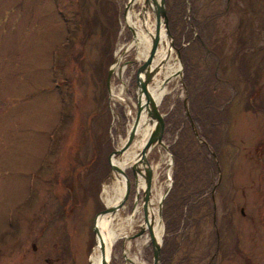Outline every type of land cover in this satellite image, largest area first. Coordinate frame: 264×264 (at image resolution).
<instances>
[{
	"label": "rangeland",
	"instance_id": "1",
	"mask_svg": "<svg viewBox=\"0 0 264 264\" xmlns=\"http://www.w3.org/2000/svg\"><path fill=\"white\" fill-rule=\"evenodd\" d=\"M105 1L0 0V264H90L95 247L91 226L105 205L103 188L109 179L106 155L125 137L130 123L125 103L135 104L134 82L142 65L123 27L126 0H109L115 4L118 26L111 51L101 52L97 19L102 21L100 5ZM139 3L132 5L133 13ZM105 7L107 16L111 7ZM165 8L173 47L180 51L178 59L171 48L172 58L180 68L157 103L165 148L152 146L146 159L152 168L154 220L159 198L167 187L170 192L160 210L166 261L175 264L186 257L189 241L181 243L186 223H196L202 201L210 209L208 196L215 185L213 193H220L218 200L213 194L217 217L225 208L231 210L239 233L246 228L248 260L264 264V0H165ZM146 16L150 23L159 17L151 9ZM197 32L202 46L194 39ZM206 79L216 107L191 106L203 118L193 124L199 143L192 129L194 139L186 134L190 123L185 110L190 117L188 102L203 103ZM140 133L132 136L130 151ZM99 144L103 167L96 170L100 180L92 196L83 190L93 147ZM124 174L128 196L109 225L116 232L123 226H134V231L115 239L108 264H151L146 231L128 237L143 222V179L137 175L134 180L128 167ZM69 180L78 190L66 185ZM69 191L75 198L69 199ZM248 197L254 207L249 203L242 218L238 205ZM197 230L202 234L198 242H210L209 216ZM198 248L193 242L189 255L196 259L193 251ZM229 259L230 264H244L241 257Z\"/></svg>",
	"mask_w": 264,
	"mask_h": 264
},
{
	"label": "water",
	"instance_id": "2",
	"mask_svg": "<svg viewBox=\"0 0 264 264\" xmlns=\"http://www.w3.org/2000/svg\"><path fill=\"white\" fill-rule=\"evenodd\" d=\"M134 0H126V3L122 9V18L124 21V25L128 28V31L131 35V40H134L135 38V31L133 30L132 26L127 24L125 21L126 12L127 9L132 6V2ZM155 0H143L141 3H139V9L137 13L140 14V16L146 15V12L148 9H151L154 14H158L159 17L157 19L159 20V23L161 25L160 29L156 30L157 32L152 34L150 32L147 33L146 38L148 40V47L144 56V59L142 60L141 68L135 78L134 82V99H135V111H134V119L131 121V124L129 126V129H127L124 139L122 140L121 145L119 147L115 148L114 151L111 153V155L108 157V165H109V172L108 175H110L111 171H117L119 174L123 175V192L120 198L111 206L104 205V208L100 210L92 223L91 230L94 237V245L97 244L96 238H97V219L105 214H112L117 209H119L123 203L125 202L127 196H128V189H129V183L128 180L124 174L123 169L117 168L113 161L114 158L120 155V153L124 150V148L128 145L130 142L132 136L137 132V129L140 126V122L142 117L144 118V121H147L148 123H153L152 129L150 132V135L148 136L147 140L145 141L143 147L139 151V156L134 160L133 164L130 167L131 173L134 176V180L137 179V175L141 176L144 182V189H142V195H141V209H142V218L144 226L139 225L137 231L129 235V238L137 237L141 234H143L145 231L148 233L149 238V244L151 249V264H160V247H161V241L157 242L154 233H153V217L150 215L148 216V207L151 205L149 195H150V182H151V166L149 165L146 155L148 150L154 146V145H160L163 148H165V145H163L161 137L162 132L164 128V121L161 113L159 112L157 108V104L153 103L149 97V91H148V84L151 81L153 75L157 71V68L161 64V61L158 62V65L151 66V61L154 57L155 50L157 47V38L159 36V31L162 28V31L165 34V37L168 39V45H167V52L166 57L168 56L169 52H171V48L174 49L176 53V57L179 59V50L177 48L173 47L172 38L168 31L167 26V18L165 13V2L164 0H158L157 5H155ZM137 3V2H136ZM142 19V18H141ZM142 25L143 28L139 30L141 31L146 30L145 27L147 26L144 24V21L142 19ZM156 28V26H155ZM157 29V28H156ZM144 32V31H143ZM142 34V33H141ZM142 36H144L142 34ZM149 38V39H148ZM111 67L108 68L106 73V89L109 90V78L111 75ZM183 107L185 109V102L183 101ZM185 115L188 118L190 125L192 127L193 133L197 138V133L195 131V128L193 126V123L189 117V114L187 110H185ZM213 155V154H212ZM113 157V159L111 158ZM139 165H141L142 170L139 169ZM171 183V182H170ZM170 185V184H169ZM169 187L166 188V190L162 193V196L158 200L157 204V215L160 220V209L161 204L164 196L166 195ZM93 245V246H94ZM99 252H100V264H108L110 259V248L108 251L105 249V243L99 242Z\"/></svg>",
	"mask_w": 264,
	"mask_h": 264
},
{
	"label": "bare ground",
	"instance_id": "3",
	"mask_svg": "<svg viewBox=\"0 0 264 264\" xmlns=\"http://www.w3.org/2000/svg\"><path fill=\"white\" fill-rule=\"evenodd\" d=\"M138 0H134L132 5H134ZM140 3L143 0H139ZM158 0H155V5H157ZM154 13V12H153ZM149 16V15H148ZM148 16L143 15L140 16L139 13H133L132 11V6H130L127 9L126 12V17L125 21L127 24L131 25L133 30L135 31V38L133 41L129 43V46L132 44L135 47L136 53H137V58L139 60L144 59L147 47H148V40L146 38V35L148 32L154 34L157 32L158 35V29H160L161 25L159 23V20L156 18L155 23L154 22H149ZM132 17H135V19L132 21ZM144 21V24L147 26L145 27L146 30L139 32L141 27L143 28L142 25V19ZM156 26V28H155ZM154 32V33H153ZM149 39V38H148ZM167 45H168V39L165 37L164 32L161 30L159 31V36L157 38V47L155 50L154 57L152 59L151 66L154 67V65H158L161 61V64L157 68V71L153 75L151 81L148 84V91H149V97L153 103H158L163 95L166 93V86L165 83L167 81H170L174 79L177 74L178 70L180 68V65L177 60L172 58V53L169 52L168 56L166 57V52H167ZM174 56V55H173ZM118 99L123 100L121 97L117 96ZM124 101V100H123ZM126 104V103H125ZM127 106V112H128V119H130V123L128 124V128L131 124V121L134 119V115L132 114L133 110L129 109L128 105ZM144 118L142 117L141 119V124L139 128L137 129L136 134H139L140 130V138L139 142L132 148L128 149V145L124 148V150L120 153L119 156H117L114 160V165L119 168L123 169L125 173V169L128 167V169L131 167L133 164L134 160L139 156V151L143 147L145 141L147 140L148 136L150 135L152 125L153 123H148L147 121L143 120ZM149 125V126H148ZM122 143V142H121ZM129 144V143H128ZM121 145V144H120ZM108 182L107 184L104 185L103 188V202L104 204L108 207L114 204L122 195L123 192V175L119 174L117 171H111L110 175L108 176ZM109 187V190L107 188ZM140 187L144 189V182L142 181L140 183ZM110 191V192H109ZM159 196H161V192L159 191L157 193ZM138 211V209L136 210ZM118 211H115L114 213L110 214H105L97 219V244H95L94 250L91 253L90 256V264H100V252H99V242H104L105 243V249L108 251L112 243L115 241V239L120 236L124 235L126 232H132L134 231V226H129V229L125 228H120L119 232L113 231L109 225V219L112 217L114 214H116ZM157 214V213H156ZM154 215V211L151 210V206L148 207V216ZM156 220H154L153 217V233L154 237L157 242L161 241L162 238V224L161 221L159 220L158 215L156 216ZM134 218V213L131 215L130 219H126V224L129 221H132ZM141 226H144V223L142 222L140 224ZM128 232V233H129ZM136 260V259H135Z\"/></svg>",
	"mask_w": 264,
	"mask_h": 264
},
{
	"label": "flooded vegetation",
	"instance_id": "4",
	"mask_svg": "<svg viewBox=\"0 0 264 264\" xmlns=\"http://www.w3.org/2000/svg\"><path fill=\"white\" fill-rule=\"evenodd\" d=\"M213 194L217 195V200L220 197V193L209 194L208 197L210 201V209L208 203L202 201L201 203H203V212H201L197 217L196 223H193L192 219H189L188 223H186L185 232L183 234L181 243L189 241L187 244L190 246L187 248V250H183L186 254V257L182 258L181 264H230L229 258L233 256L241 257L244 261V264H251V260H248L250 255H247V251H245L243 246L246 244L245 241H248V239H246L247 235L245 234V226H243V233L240 234L239 227H235V223H233L231 220L232 216L228 213L231 210H227L226 208L224 210L225 212L220 215V217H217L216 201L214 200ZM233 198L234 197L230 196L232 202ZM248 199L249 197L247 199L243 198L241 203L238 205V215L242 218H246L245 216L247 213L245 212L244 208H248L249 203H251L252 207H254L252 204V199ZM197 209H199V207H197ZM207 216L210 217L211 236L207 230V235L210 239V242L206 239L205 243L202 241L198 242V239L202 238V234L200 233L201 231L197 230V225L198 223L204 221ZM193 242L195 245L197 244L199 247H201L198 248L200 251H193L194 253H198L196 259L189 255V252L192 251L191 246ZM31 247L33 250L36 249L33 243L31 244ZM247 248H250V243L248 244ZM242 253L244 254L243 257L241 256Z\"/></svg>",
	"mask_w": 264,
	"mask_h": 264
},
{
	"label": "trees",
	"instance_id": "5",
	"mask_svg": "<svg viewBox=\"0 0 264 264\" xmlns=\"http://www.w3.org/2000/svg\"><path fill=\"white\" fill-rule=\"evenodd\" d=\"M110 5V7H111V12L110 11H108V14H107V16H106V7H105V5ZM105 9V10H104ZM100 15H101V19H102V21L100 20V19H97V24H98V26H99V30H100V32H101V37L103 38V46L101 47L102 49H101V52L102 53H105L106 51H108V53L111 51V48H112V44H113V39H114V36H115V32L117 31V26H118V14H117V11H116V7H115V4L114 3H112V1H110V3H109V0H106L105 1V3L104 4H102V5H100ZM77 23V22H76ZM104 23V24H103ZM76 26V25H75ZM197 34L199 35V37L200 36H202L201 35V32H197ZM195 40H197L198 41V43H199V45L200 46H202V43L200 42V40L198 39V36L196 37V38H194ZM111 61V57L109 56L108 58H107V64L109 63ZM214 74V73H213ZM212 73H211V77H212V75H213ZM207 80V81H206ZM205 81V83H204V85H203V88L204 89H206L205 91H204V93H202V96H203V94H206V97H205V99L203 100V103L202 104H199V103H196V105H194V103H193V101L190 103V101L188 102V106H189V112H190V117H191V119H192V122H193V124H195V125H197L198 124V122H199V120H201V119H203V118H198V116L196 115V114H194V111L192 112V108H191V106H196V107H200V108H207L209 111H212V110H214L215 109V107H216V105L214 104L215 103V100L212 98V96L209 94L210 92H211V90H210V87H209V83H208V80L209 79H206ZM70 80L68 79V78H65V80H64V83H68ZM67 117L68 116H65V117H63L61 120H62V122H64V121H66V119H67ZM184 128V125H182L181 126V128H180V130L179 131H181L182 129ZM186 128H187V132H186V134H187V136H188V138L191 136L192 138H193V133H192V130H191V127H190V125L187 123L186 124ZM194 139V138H193ZM177 140H178V138H176L175 139V141H174V145L177 143ZM195 143H196V141L195 140H193ZM191 141H187V144H189ZM102 145V144H101ZM260 145H261V143H260ZM172 146V145H171ZM259 146V145H258ZM100 144L97 146V149L96 148H94L93 147V154H92V157H91V168H92V170L87 174V176L85 177V180H86V185L84 186V184L82 185V186H84V190H83V192L84 191H87L88 193H91V195L93 196L95 193V191H97V188H98V183H99V180H100V174H99V171L98 172H96V170H98V168H99V166L100 165H102L101 164V159H99L98 157H97V152L100 150ZM260 148V147H259ZM113 150H111L107 155H106V164H107V166L106 167H109L108 166V156H109V154L112 152ZM88 161H86V163H87ZM102 167H103V165H102ZM105 167V168H106ZM102 175H103V173H102ZM80 179V177L79 176H77V184L80 186V183H81V180H79ZM172 180H173V175H172ZM76 183L74 182V181H71V180H69V182L66 184L67 186H69V188H74V190L76 189V190H78V186L77 185H75ZM173 181H172V187H173ZM81 186V187H82ZM172 187H171V189H172ZM69 188H68V190H69ZM171 189H170V191H171ZM95 190V191H94ZM68 193H71V197H69V199H73V198H75L73 195H72V191H69ZM168 193H170V192H168ZM168 193H167V195H168ZM84 194H86V193H84ZM166 195V196H167ZM166 198V197H165ZM198 199V198H197ZM163 203V202H162ZM193 206H195V205H192L191 204V207H190V209H192V210H194V208H193ZM72 207V206H71ZM74 207V206H73ZM72 207V208H73ZM101 209H103V205H100V209L99 210H101ZM98 210V211H99ZM97 211V212H98ZM62 213V212H61ZM197 220L195 219L194 220V222H196ZM163 244H164V241H163ZM163 244L161 245V247H160V264H169L167 261H166V259H167V257H166V253H165V251H164V249H163ZM177 249V245H174L173 246V253L175 252V250ZM181 260L182 259H180L178 262H176L175 264H181Z\"/></svg>",
	"mask_w": 264,
	"mask_h": 264
}]
</instances>
